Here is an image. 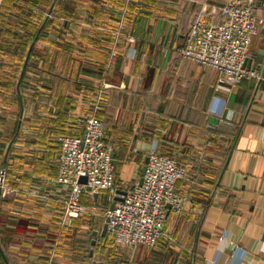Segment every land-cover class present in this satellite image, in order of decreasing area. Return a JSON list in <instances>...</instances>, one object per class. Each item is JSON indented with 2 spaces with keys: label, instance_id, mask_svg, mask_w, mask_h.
<instances>
[{
  "label": "crops",
  "instance_id": "1",
  "mask_svg": "<svg viewBox=\"0 0 264 264\" xmlns=\"http://www.w3.org/2000/svg\"><path fill=\"white\" fill-rule=\"evenodd\" d=\"M226 2L4 0L0 264H264V0L249 57L258 78L221 84L177 53ZM224 108L233 127L210 113ZM90 115L106 126L115 184L84 193L83 215L65 220L57 138L83 137ZM155 144L191 178L175 186L183 210L168 209L153 250L119 247L103 235L104 211L139 184Z\"/></svg>",
  "mask_w": 264,
  "mask_h": 264
},
{
  "label": "built area",
  "instance_id": "2",
  "mask_svg": "<svg viewBox=\"0 0 264 264\" xmlns=\"http://www.w3.org/2000/svg\"><path fill=\"white\" fill-rule=\"evenodd\" d=\"M260 1L263 0H227L221 21H194L177 53L182 59L216 71L221 84L237 85L245 78H258L256 72L247 68V60L261 24L256 15V5ZM3 2L0 0V14ZM210 113L220 125L234 126L226 108ZM104 133L103 122L90 115L85 120L83 137L61 135L57 138L61 148L57 183L68 188L65 220L83 215L85 208L80 200L84 193L97 194L114 188L113 148L105 143ZM148 157L143 184H137L122 197L123 201L115 202L113 210L106 211L107 231L119 247L156 248L165 233L168 205L175 213H180L186 201L175 187L179 180L191 182L186 167L174 157L162 156L157 144L153 145ZM81 178H86L87 183H80ZM12 192L5 188L3 196ZM238 252L235 248V254Z\"/></svg>",
  "mask_w": 264,
  "mask_h": 264
},
{
  "label": "water",
  "instance_id": "3",
  "mask_svg": "<svg viewBox=\"0 0 264 264\" xmlns=\"http://www.w3.org/2000/svg\"><path fill=\"white\" fill-rule=\"evenodd\" d=\"M260 54H262V53H260ZM252 63H253V59L252 58H249L248 60H247V68L248 69H251V66H252ZM106 130V126H104V131ZM113 162H114V165H115V161L113 160ZM148 162H149V157H148V155H147V158H146V160H145V165H144V168H143V171H142V178H141V180H140V182H139V185H142L143 184V177H144V175L146 174V170H147V164H148ZM80 183H82V184H86L87 183V179L86 178H81L80 179ZM134 187L135 186H132L130 189H128V190H125V191H118V193H117V196H116V198H115V200H114V202H113V204H111V206H110V210H113L114 209V207H115V202H121V201H123V196H126L127 194H128V192L129 191H131V190H133L134 189ZM89 191H90V189H88ZM168 209L169 210H171V205H168ZM107 233V224H105V226H104V229H103V235H105Z\"/></svg>",
  "mask_w": 264,
  "mask_h": 264
},
{
  "label": "rangeland",
  "instance_id": "4",
  "mask_svg": "<svg viewBox=\"0 0 264 264\" xmlns=\"http://www.w3.org/2000/svg\"><path fill=\"white\" fill-rule=\"evenodd\" d=\"M2 12H3V9H2V11H1V14H2ZM1 14H0V16H1ZM15 14V13H14ZM81 217V216H80ZM106 217V210L104 211V214H103V220H104V218ZM114 244L116 245V243H115V241H114ZM140 247H142V246H140ZM144 248V247H143ZM146 251H150V250H153V249H147V248H144Z\"/></svg>",
  "mask_w": 264,
  "mask_h": 264
},
{
  "label": "trees",
  "instance_id": "5",
  "mask_svg": "<svg viewBox=\"0 0 264 264\" xmlns=\"http://www.w3.org/2000/svg\"><path fill=\"white\" fill-rule=\"evenodd\" d=\"M3 6V5H2ZM2 11V10H1Z\"/></svg>",
  "mask_w": 264,
  "mask_h": 264
}]
</instances>
